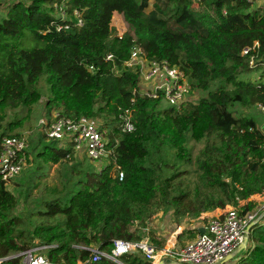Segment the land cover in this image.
<instances>
[{
	"label": "trees",
	"instance_id": "1",
	"mask_svg": "<svg viewBox=\"0 0 264 264\" xmlns=\"http://www.w3.org/2000/svg\"><path fill=\"white\" fill-rule=\"evenodd\" d=\"M197 1L198 8L195 0H155L151 11L150 0L6 4L0 15V135L23 136L18 130L27 118L8 120V113L24 109L30 116L46 95L45 116L58 110L99 121L114 153L96 169L41 129L30 137L27 159L37 153V175L29 186L18 183L12 191L0 176V260L12 257L1 264H23L20 255L35 248H43L39 253L51 264H151L139 254H126L120 263L90 259L96 248L111 254L116 240L147 238L161 211L174 209L177 225L239 205L242 215L264 213L250 200L264 194V133L254 117L236 110L264 107V5ZM56 5L65 6L66 19ZM115 14L128 25L122 36L113 28ZM31 41L37 46H28ZM136 46L149 60L180 69L205 96L181 110L143 96L139 70L125 67ZM254 72L258 82L243 79ZM127 112L132 132L123 129ZM194 143L204 148L192 171ZM54 165H70L62 188L48 194L45 187L34 196L37 178L46 175L39 174L42 166ZM234 260L264 264V215Z\"/></svg>",
	"mask_w": 264,
	"mask_h": 264
},
{
	"label": "built area",
	"instance_id": "2",
	"mask_svg": "<svg viewBox=\"0 0 264 264\" xmlns=\"http://www.w3.org/2000/svg\"><path fill=\"white\" fill-rule=\"evenodd\" d=\"M261 1L264 2V0ZM64 8V5L58 7L62 19L67 18ZM75 17L78 19V25H83L78 12H75ZM65 28L68 29L69 26ZM58 29L61 30L62 27ZM248 51L246 50L245 53ZM113 58V55L108 56V60ZM125 67L139 70L140 93L143 96L162 99L163 103L166 102L169 107L177 110H181L190 101L192 86L187 83V77L180 69L171 67L167 61L149 60L143 50L136 46ZM260 107L264 110V107ZM123 119L124 132L134 131L135 125L131 121L130 113L127 112ZM39 127L49 140L60 141L63 146L71 147L76 153L86 155L94 162L101 164L113 157L114 150L108 145V132L102 129L97 120L87 117L72 119L57 110L40 119ZM29 146L25 136L0 135V176L8 185L23 173ZM119 175L122 180L123 172L120 171ZM258 213L259 211L242 215L240 205L234 206L226 213H220L211 218L206 232L183 249L172 248L158 251L147 238L139 242L116 240L111 254L96 248L93 250L90 261L98 262L102 258H107L120 263V258L126 254H139L151 264H155L161 258H169L175 264H223L245 238L250 237L249 227L262 218V216L259 218ZM42 249L35 248L22 253L20 256L23 258V264H51L43 254L39 253ZM3 260H0V264Z\"/></svg>",
	"mask_w": 264,
	"mask_h": 264
},
{
	"label": "rangeland",
	"instance_id": "3",
	"mask_svg": "<svg viewBox=\"0 0 264 264\" xmlns=\"http://www.w3.org/2000/svg\"><path fill=\"white\" fill-rule=\"evenodd\" d=\"M11 1L12 0H1L0 1V5H2L0 7V15L1 16L3 15L4 7L6 6L7 3L11 2ZM154 3H155V0H150V7L147 11H151L153 9ZM261 5H264V2H262L261 0H258L256 3V6H261ZM194 7H196V8L199 7L197 0H195ZM113 28H114L115 32L117 33V35H119V36L124 35V33L128 30V25L125 22L122 15L115 14L114 21H113ZM28 46L35 47V46H37V42L31 41L30 43H28ZM259 77H260L259 72H257V73L254 72V73L250 74L249 76L243 77V79H250L253 82H258ZM187 83L190 84V82H188V81H187ZM43 89H44L45 94H47L46 88L44 87ZM204 96H205L204 92L197 91V90L195 91L192 88V91H191V94L189 97H190V100L192 102H198ZM46 100H47V97L45 95V97L42 99L43 102L35 105L31 109L30 116L28 115V110H24V109H19L16 111H10L8 113V120H14V119H17L20 117H26L27 118L24 126L22 128H20L18 131L20 133H22L23 136L27 137L28 141H29L30 137H33V136L35 137L36 133L40 130L39 121H40V119L44 118L46 115V108H45V101ZM163 105H164V107L165 106L168 107L166 102H164ZM236 110H237L238 115L254 117L257 120L259 129L264 133V110L260 106H256V107H252V108H242L240 106H237ZM107 138H109L108 135H107ZM203 148H204L203 144L194 143L192 145V149H193L192 154H193V159H194L193 165L191 166L192 171H195L196 168H198L197 167V163H198L197 157ZM36 155H37V153L35 152L31 156H29V159H27V163H26V166H25L23 173L15 180V182H13L12 184L9 185L10 190L13 191L16 184H18V183L21 185H24L25 186L24 190H25L26 187L29 186L30 182L35 178V176L37 175V164L35 162ZM83 158H84V165L85 166H88V167L92 166L96 169L98 168V163H93L87 157H83ZM79 162H80V160L77 159L75 162L72 161L71 164H75V163H79ZM70 165L65 166V167L61 166V165H54V166H51L49 169H45L42 166V169L40 170L39 174H42L45 172L46 175L43 176L42 179L40 178V180L37 178L36 183L39 185V188H36L33 190V195L36 196L39 193V191L43 190L45 187H46L45 189L47 190L48 194L52 191V189H61L64 179L70 173ZM20 197L22 199L23 194H21ZM250 200L257 201V203L262 208L263 207L262 205H264V194L252 197ZM24 205H25V203H24V200L22 199L21 200V208H23ZM263 215H264V213L262 215H259V218ZM167 216L171 217L170 219H171L172 223H176V221H178V219L176 220L174 209L169 211V213H164L163 211L159 212L153 220L156 221L159 217L162 218V217H167ZM151 236L155 237V235H153V234H151V232H149V236L147 237V239L150 240ZM150 242L153 245H156V243L153 242V239H151ZM235 261L236 260L232 261L230 264L235 263Z\"/></svg>",
	"mask_w": 264,
	"mask_h": 264
},
{
	"label": "crops",
	"instance_id": "4",
	"mask_svg": "<svg viewBox=\"0 0 264 264\" xmlns=\"http://www.w3.org/2000/svg\"><path fill=\"white\" fill-rule=\"evenodd\" d=\"M262 206L264 207V205ZM263 207L261 209H264ZM221 211L216 210L211 213H204L208 216L205 217L202 221H199V217L180 220V225L172 223L170 219L171 217H159L156 221H154L151 229L149 230L151 234L155 235V237L151 236V239H155L157 242V246H161V249H183L190 242L195 240L199 235H202L200 232L201 229H205L206 232V227L210 219L219 215ZM196 230L198 231V233L194 234V236L189 234L190 231ZM178 232L180 233L178 234ZM162 262L163 264H175V262H173L169 258H161L155 264H162Z\"/></svg>",
	"mask_w": 264,
	"mask_h": 264
},
{
	"label": "water",
	"instance_id": "5",
	"mask_svg": "<svg viewBox=\"0 0 264 264\" xmlns=\"http://www.w3.org/2000/svg\"><path fill=\"white\" fill-rule=\"evenodd\" d=\"M256 224H257V223H256ZM256 224H253L252 226L249 227V229H248L249 234H251L252 229H253V227H254ZM200 232H201V234L203 235V234L205 233V229H201ZM249 240H250V237L247 236V237L245 238V240L243 241V243L240 244V246L236 249V251H235L234 253H232L231 255H229V256L226 258V260H225V262H224L223 264L229 263L230 261L234 260L235 257H236L237 255H239L240 253H242L243 251H245V250L248 248V246H249ZM11 258H12V257L6 258V259H4L3 261H5V260H9V259H11ZM162 264H163V262H162Z\"/></svg>",
	"mask_w": 264,
	"mask_h": 264
},
{
	"label": "bare ground",
	"instance_id": "6",
	"mask_svg": "<svg viewBox=\"0 0 264 264\" xmlns=\"http://www.w3.org/2000/svg\"><path fill=\"white\" fill-rule=\"evenodd\" d=\"M171 247V246H170ZM172 249V248H171Z\"/></svg>",
	"mask_w": 264,
	"mask_h": 264
}]
</instances>
